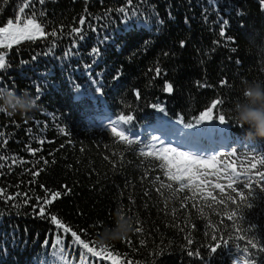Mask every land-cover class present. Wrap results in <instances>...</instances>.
I'll list each match as a JSON object with an SVG mask.
<instances>
[{"label":"trees","instance_id":"obj_1","mask_svg":"<svg viewBox=\"0 0 264 264\" xmlns=\"http://www.w3.org/2000/svg\"><path fill=\"white\" fill-rule=\"evenodd\" d=\"M23 3L25 15L35 12L57 35L0 48V264H264V181L256 175L264 165L248 172L244 187L245 169L264 157V139L246 137L249 126L236 122L237 108L252 106L244 90L264 91L261 0H0V26ZM216 100L213 118L198 124ZM120 115L133 120L117 123ZM159 140L222 154L221 174L182 189L163 161L146 155ZM226 165L240 174L235 192ZM55 191L60 198L41 217L36 197ZM51 215L97 251L98 238L116 234L121 222L131 220L134 231L104 246L111 255L92 256Z\"/></svg>","mask_w":264,"mask_h":264},{"label":"snow or ice","instance_id":"obj_2","mask_svg":"<svg viewBox=\"0 0 264 264\" xmlns=\"http://www.w3.org/2000/svg\"><path fill=\"white\" fill-rule=\"evenodd\" d=\"M7 2V0H5ZM41 4L44 3V0H39ZM261 3L264 4V0H261ZM30 6L29 3H23L21 7L18 9V14L15 16V19H8L5 26H0V48L3 49H11L13 45H18L22 41H35L37 39L46 38L47 35H51L55 37L57 33L55 31L51 33H46L44 27H42L41 23L38 22L36 18V13L32 12L30 15H25L26 9H28ZM120 11L123 13L124 9H120ZM43 15V13H41ZM81 25L85 23L83 19L80 21ZM227 23V22H225ZM72 32L79 34L80 29L73 28ZM221 35H224L223 29L221 30ZM80 39H83V36L80 37ZM107 40V37L104 38ZM75 46V45H74ZM184 46V42H181V47ZM71 52L66 53V55H70ZM90 54H96L99 55L98 48H93L92 53ZM6 68V53L0 52V70H3ZM161 73V70L159 67L156 68V75L159 76ZM119 74H117L114 79H118ZM224 83V82H222ZM102 85L98 86L96 88L97 92H100L102 89ZM164 91L167 93L173 92V85L171 83L165 84ZM137 96H139V93L137 92ZM221 103L220 100H216L213 102L211 107H209L206 111L202 112L201 115L197 119V123H201L204 121L211 120L213 118L212 112L213 109H216L217 106ZM154 107L160 108L161 111H163V108H161L159 105H154ZM133 120V116L131 115H120L118 117L117 123H124L127 124ZM218 120L221 124H224L226 121V117L224 115H218ZM194 125H186V127H193ZM111 132L115 137H118L120 141L126 142L127 144L131 145L134 143L132 139H130L123 130H118L117 126H111ZM153 141L158 140L159 138L153 137ZM43 143V141H41ZM149 150L147 151L146 155L150 157H156L157 159L163 161L162 167L166 169L165 175L168 177L171 181H178L180 183V187L187 188L195 185L196 187H200V185L207 183L203 179V177L214 175L219 177L221 174V169L217 167L218 163V156L222 154H216V155H209V156H202L198 153H190L188 151H181L178 147H173L170 144H165L163 140H159V145L157 144H148L146 146ZM29 151L35 155V152L38 151V149H31L29 148ZM232 155H235L233 152ZM4 157H0V160H3ZM15 163V161H13ZM257 163L264 165V157L256 161L255 163H251L250 169H245L244 171V187L249 188L251 176L248 175V172L252 169L257 168ZM0 167H3V165H0ZM230 169V174H228V170ZM224 174L226 175L227 179L229 180V183L227 184V188L231 189L233 192L237 191L236 188L233 187V184L236 183L239 178L240 174L237 173V170L235 167H232L231 165H226L223 169ZM33 175H39V172H34ZM256 175L260 177L262 181H264V171H257ZM184 181H187V183H183ZM215 189H219L221 193L225 191L224 185L220 183H215L214 185ZM168 187H171V185H168ZM17 195H23L26 197L25 203L27 204L31 197L28 196L27 193L23 194H17ZM241 198H244L243 193H240ZM61 193L59 191L51 192L50 196H46L44 198L36 197L37 201L39 202V215L41 217H46V209L47 206L51 205L56 199L60 198ZM208 196H212V193L209 192ZM16 196H10L9 199H15ZM215 199V197H213ZM228 200H232V196H228ZM219 203L223 204L224 200H220ZM249 207L252 205L249 204ZM34 208L36 206H33ZM235 213H232L231 215H228V219H232ZM50 221L56 226L58 229H62L66 233H70L71 236L74 238V242L77 245L82 246L84 250H86L87 254H91L92 256H99L101 253H106L108 255H111L109 250L106 247L100 248V251H97L96 247H92L89 245V243H86L84 239L81 238V235H78L76 231H73L70 227H68L65 223H63L56 215L50 216ZM216 237H213V240H215ZM61 243L60 239H57V245ZM191 243V241H189ZM256 245L253 244V247ZM213 252L216 251V248L212 249ZM189 255H192L190 252ZM112 264H117V261L115 258H113Z\"/></svg>","mask_w":264,"mask_h":264},{"label":"clouds","instance_id":"obj_3","mask_svg":"<svg viewBox=\"0 0 264 264\" xmlns=\"http://www.w3.org/2000/svg\"><path fill=\"white\" fill-rule=\"evenodd\" d=\"M244 97L248 103L252 106L245 107L243 109L237 108L236 122L241 128L247 124L249 128L245 130V136L251 139H264V91H261L259 87H249L244 90ZM259 103V107H257ZM9 107L12 108L11 102ZM0 111H4L0 108ZM22 114H26L27 110H20ZM8 115H14L15 110L7 113ZM134 231V226L131 220L121 222L119 230L112 236H104L98 238L97 247L107 246L109 243L125 239L130 233Z\"/></svg>","mask_w":264,"mask_h":264}]
</instances>
